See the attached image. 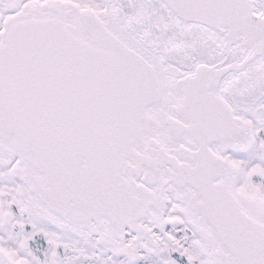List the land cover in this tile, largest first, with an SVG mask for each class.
<instances>
[{"label": "snow or ice", "instance_id": "obj_1", "mask_svg": "<svg viewBox=\"0 0 264 264\" xmlns=\"http://www.w3.org/2000/svg\"><path fill=\"white\" fill-rule=\"evenodd\" d=\"M0 264H264V0H0Z\"/></svg>", "mask_w": 264, "mask_h": 264}]
</instances>
